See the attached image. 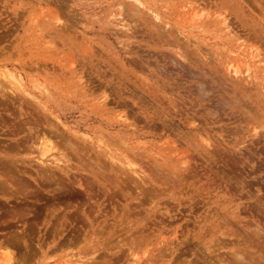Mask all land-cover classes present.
Segmentation results:
<instances>
[{
    "label": "rangeland",
    "instance_id": "1",
    "mask_svg": "<svg viewBox=\"0 0 264 264\" xmlns=\"http://www.w3.org/2000/svg\"><path fill=\"white\" fill-rule=\"evenodd\" d=\"M0 82V264H264V0H0Z\"/></svg>",
    "mask_w": 264,
    "mask_h": 264
},
{
    "label": "bare ground",
    "instance_id": "2",
    "mask_svg": "<svg viewBox=\"0 0 264 264\" xmlns=\"http://www.w3.org/2000/svg\"><path fill=\"white\" fill-rule=\"evenodd\" d=\"M142 5V4H141ZM136 6V5H135ZM145 6V5H144ZM137 7V6H136ZM146 8V7H145ZM154 16H155V18L157 19V18H159L160 16H159V14L157 13V11L156 12H154ZM224 20V19H223ZM226 20V19H225ZM164 21V20H163ZM164 23V22H163ZM124 24V23H123ZM236 69V68H235ZM237 72V71H236ZM13 75V74H12ZM12 78H16V77H12ZM19 80V81H18ZM18 80L17 79H15V81H11V84H12V86H13V88L11 89V90H18V91H20V92H23V93H26V94H28L27 93V90L25 89V84L22 82V80H20L19 78H18ZM2 81V80H1ZM3 81H5V80H3ZM10 84V83H9ZM9 84H6L7 85V87H9L10 85ZM15 87V88H14ZM4 89H5V86H4V84H3V82H0V92H5L4 91ZM14 92V91H13ZM10 100H11V98H10ZM12 101V100H11ZM3 112H0V118H1V114H2ZM38 136V135H37ZM39 137V136H38ZM40 140L42 141V144H40L41 146H42V155H45V153H47L48 151L50 152V150L52 149L53 150V148L55 149V147H57L59 144H58V142H54V140H52V137H48V136H46V134L45 135H43L42 137L40 136ZM44 140V141H43ZM56 141V140H55ZM41 143V142H40ZM58 148V147H57ZM64 148V147H63ZM59 149V148H58ZM61 149V148H60ZM59 149V150H60ZM64 152V151H63ZM62 152V153H63ZM59 153V152H58ZM14 155V154H13ZM8 156V155H7ZM16 156V155H15ZM1 158V157H0ZM3 159V158H2ZM43 158H41V160H42ZM46 159H47V157H46ZM40 160V161H41ZM44 160H45V158H44ZM56 160H58V161H60L59 159H56ZM55 160V161H56ZM43 161V160H42ZM1 162V161H0ZM45 162H46V160H45ZM43 163H44V161H43ZM47 163V162H46ZM56 163V162H55ZM123 163V162H122ZM128 164V163H127ZM9 170V168L8 167H6V166H4L3 165V171L4 172H2V173H0V192H4L5 191V189L6 188H13L14 187V184L12 183V178L11 177H8L7 178V176L8 175H6V173H7V171ZM14 179V178H13ZM15 180V179H14ZM27 184V183H26ZM12 191H14V190H12ZM12 191H9V192H11L12 193ZM8 194V193H7ZM9 195H10V193H9ZM72 213V212H71ZM53 214V213H52ZM69 214V213H68ZM14 215H17V216H19V213H17V211H15V213H14ZM64 215V214H63ZM76 217H77V215H76ZM62 221V220H61ZM63 222V221H62ZM67 222V221H66ZM59 223V222H58ZM60 224V223H59ZM72 230V229H71ZM52 234V233H51ZM25 235V234H24ZM6 258H7V264H16L15 263V261H14V256H13V254H12V252L11 251H9V250H7L6 251ZM237 256H239L238 258H240V255H237ZM238 258H236V259H238ZM24 261V260H23ZM233 262V261H232ZM21 263V262H20ZM23 263V262H22ZM21 263V264H22ZM78 264H84V262L82 261V262H78ZM89 264V263H88ZM197 264V263H196Z\"/></svg>",
    "mask_w": 264,
    "mask_h": 264
}]
</instances>
